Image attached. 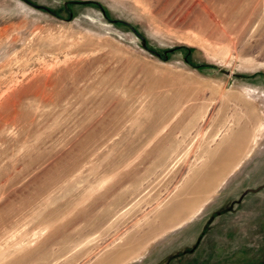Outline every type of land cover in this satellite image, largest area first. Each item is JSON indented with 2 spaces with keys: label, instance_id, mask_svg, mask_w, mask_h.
Listing matches in <instances>:
<instances>
[{
  "label": "rangeland",
  "instance_id": "rangeland-1",
  "mask_svg": "<svg viewBox=\"0 0 264 264\" xmlns=\"http://www.w3.org/2000/svg\"><path fill=\"white\" fill-rule=\"evenodd\" d=\"M0 264H264V0H0Z\"/></svg>",
  "mask_w": 264,
  "mask_h": 264
}]
</instances>
